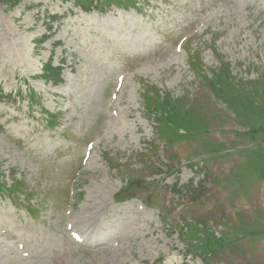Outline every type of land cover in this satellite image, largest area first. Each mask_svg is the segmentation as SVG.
Instances as JSON below:
<instances>
[{"label": "rangeland", "instance_id": "rangeland-1", "mask_svg": "<svg viewBox=\"0 0 264 264\" xmlns=\"http://www.w3.org/2000/svg\"><path fill=\"white\" fill-rule=\"evenodd\" d=\"M11 1L0 264H264V0Z\"/></svg>", "mask_w": 264, "mask_h": 264}, {"label": "trees", "instance_id": "trees-1", "mask_svg": "<svg viewBox=\"0 0 264 264\" xmlns=\"http://www.w3.org/2000/svg\"><path fill=\"white\" fill-rule=\"evenodd\" d=\"M3 1H4V0H3ZM18 1H19V0H12L11 3L14 5V4H17ZM131 1H132V0H131ZM82 4H83V1H82ZM49 73H50V70L47 69V70H46V74H47V76L49 75Z\"/></svg>", "mask_w": 264, "mask_h": 264}, {"label": "bare ground", "instance_id": "bare-ground-1", "mask_svg": "<svg viewBox=\"0 0 264 264\" xmlns=\"http://www.w3.org/2000/svg\"><path fill=\"white\" fill-rule=\"evenodd\" d=\"M259 7H257V9H258ZM261 9V8H260ZM261 11V10H260ZM262 12V11H261ZM259 15V14H258ZM261 15V14H260ZM176 56H174V58H175Z\"/></svg>", "mask_w": 264, "mask_h": 264}]
</instances>
